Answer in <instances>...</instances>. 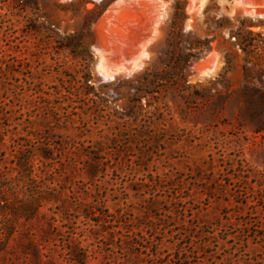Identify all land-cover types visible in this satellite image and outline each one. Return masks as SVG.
<instances>
[{
	"label": "rangeland",
	"instance_id": "374dc122",
	"mask_svg": "<svg viewBox=\"0 0 264 264\" xmlns=\"http://www.w3.org/2000/svg\"><path fill=\"white\" fill-rule=\"evenodd\" d=\"M0 228V264H264V0H0Z\"/></svg>",
	"mask_w": 264,
	"mask_h": 264
},
{
	"label": "trees",
	"instance_id": "16d2710c",
	"mask_svg": "<svg viewBox=\"0 0 264 264\" xmlns=\"http://www.w3.org/2000/svg\"><path fill=\"white\" fill-rule=\"evenodd\" d=\"M2 190H4V188H1ZM19 194L16 195L17 199H19ZM21 204L20 205H16L19 209V212H24L25 214L28 212V214L30 213H37L39 206L35 204V200L34 197H32V199L28 200L27 198L25 199H19ZM12 204V203H10ZM3 229L0 228V236L3 235L2 233Z\"/></svg>",
	"mask_w": 264,
	"mask_h": 264
}]
</instances>
